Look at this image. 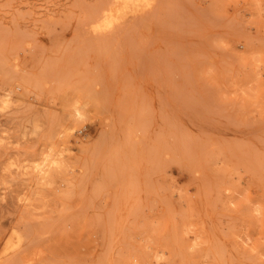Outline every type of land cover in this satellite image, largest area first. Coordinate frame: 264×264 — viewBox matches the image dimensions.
Wrapping results in <instances>:
<instances>
[{
  "label": "rangeland",
  "instance_id": "374dc122",
  "mask_svg": "<svg viewBox=\"0 0 264 264\" xmlns=\"http://www.w3.org/2000/svg\"><path fill=\"white\" fill-rule=\"evenodd\" d=\"M126 1L0 0V264H264V0Z\"/></svg>",
  "mask_w": 264,
  "mask_h": 264
},
{
  "label": "bare ground",
  "instance_id": "6f19581e",
  "mask_svg": "<svg viewBox=\"0 0 264 264\" xmlns=\"http://www.w3.org/2000/svg\"><path fill=\"white\" fill-rule=\"evenodd\" d=\"M126 3H128V0L126 1ZM126 3H125V4H126ZM123 5H124V4H123ZM136 6H137V5H136ZM121 7H122V6H121ZM122 8H123V7H122ZM133 9H134V8H133ZM127 10H128V9H127ZM122 11H123V10H122ZM125 11H126V9H125Z\"/></svg>",
  "mask_w": 264,
  "mask_h": 264
}]
</instances>
